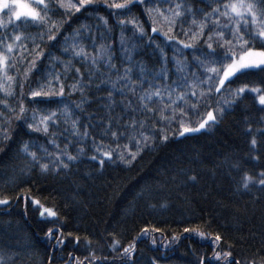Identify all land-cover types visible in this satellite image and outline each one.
I'll return each mask as SVG.
<instances>
[{
  "label": "trees",
  "instance_id": "trees-1",
  "mask_svg": "<svg viewBox=\"0 0 264 264\" xmlns=\"http://www.w3.org/2000/svg\"><path fill=\"white\" fill-rule=\"evenodd\" d=\"M113 2L125 0H93L79 12L60 7L61 3L67 6L78 0H45L47 25H23L14 17L9 23L8 11L0 16L4 22L0 50L10 43L19 45L12 53L15 67L7 69L14 80L9 82L0 73V101H6L0 103V129L10 137L3 140L0 131V199L9 200V204L0 205V264H77V259L80 264H226L223 258H213L216 251H231V259L239 264H252L253 260L259 264L264 257V186L258 183L259 173L264 172V105L251 93L235 98L234 93L244 87L260 89L264 95V71L239 73L219 93L214 87L209 92L206 85L197 88L198 94L203 90L205 95L189 97V103L197 106L184 125L198 126L208 111H213L218 121L197 134L178 137L182 131L178 123L160 121L140 101L144 91L159 86L163 92L165 87L182 83L185 75L189 82L213 75L199 67L195 57L204 59L211 51L206 47L209 34L222 30L228 36V29L222 26L231 25V21L208 14L229 0H144L143 4L130 5V11L106 6ZM179 2L185 5L184 14L177 18L169 33L173 40L169 41L162 34L169 25L156 9L167 16L168 9ZM249 2L262 6L259 0ZM189 7L191 11H187ZM40 10L43 13V6ZM217 18L220 26L212 22ZM133 20L137 24L131 23ZM52 22L59 30L50 31ZM201 23H205L203 37L194 49H184L180 41L194 43L191 34L199 31ZM17 24H21L19 29ZM137 25L143 29V36ZM154 26L157 33L151 31ZM242 33L250 46L264 48V40L252 39L244 29ZM15 35H20L21 41L16 42ZM49 35L55 39H48ZM73 42L92 55L101 45H110L115 67L101 62L97 71L90 61L73 58ZM211 42L215 58L220 59L223 50L217 47L215 36ZM235 45L233 41V50L239 52ZM39 52L43 55L38 56ZM32 60H36L35 68L25 79L24 72ZM176 60L183 62L184 72H177ZM126 69L130 72L127 82L121 79ZM56 73L64 85L63 97L30 96L31 90H40V85L47 83L46 76L53 80ZM209 83L215 86L216 81ZM72 85L77 86L76 91ZM6 89L13 94L5 95ZM21 102L28 111L24 119H17L11 110L18 112ZM77 104L81 107L76 108ZM65 106L72 112L67 123L60 115ZM158 106L159 102L150 105ZM221 107L222 117L218 112ZM52 111L60 119L49 125L48 134L28 127L33 123V113L38 121ZM72 120H78L80 135L74 134ZM132 121L144 122V128L131 129ZM113 131L117 137H112ZM140 131L151 140L147 146L142 142L138 150ZM163 135L169 139L164 141ZM253 138L257 140L255 148ZM25 144L29 152L42 157L40 163H49V171H41L23 150ZM97 147L101 152L112 151V159L101 156ZM65 153L77 159L67 161ZM131 154H135L134 160ZM57 156L69 164L67 169L52 170ZM92 156L97 159L92 160ZM100 159L105 161L103 166ZM245 174L253 177L249 189L242 187ZM191 176L196 179L191 180ZM33 200L56 211L57 217H41L42 209ZM185 228L204 232L205 237L197 231L186 233ZM49 229H53V237L47 235ZM144 229H148L147 234ZM61 232L64 243L58 246ZM216 235L221 240L214 243ZM129 245L135 247L131 259L123 253Z\"/></svg>",
  "mask_w": 264,
  "mask_h": 264
},
{
  "label": "snow or ice",
  "instance_id": "snow-or-ice-1",
  "mask_svg": "<svg viewBox=\"0 0 264 264\" xmlns=\"http://www.w3.org/2000/svg\"><path fill=\"white\" fill-rule=\"evenodd\" d=\"M93 3V0H78V3H70L69 5H65L64 3L60 4V7L65 8L66 11L75 10L76 12H79L81 8H85L88 5H91ZM133 3H140L143 4L144 0H125L124 3H111L107 4L106 6L113 9H128L130 11V5ZM261 7H258L257 4L249 2V0H229V2H223L222 4H218L216 7L212 8V12L209 13V16H216V17H226L231 21V25H223L222 27L228 29V36L231 38H228L226 36L224 31H216L213 34H209L207 36V42L206 47L207 49L211 50L207 56L204 59H201L200 57H195L197 60L198 66L204 68L206 73H212L213 75H210L207 77V80H201L199 78L194 79L193 81L189 82L187 76L181 77L182 83H176L175 87H165L163 89V92L159 86H156L154 91H144V94L140 96V101L142 102V107L147 110V112L152 113L153 115L158 116L159 120L162 122L170 123V122H176L180 125L182 128V131L180 132V135L183 136L185 133L189 132H198L202 129H205L206 126H209L210 122L212 124L217 123V116L214 114L213 111H208L206 113V116L202 118V120L198 123L197 127H186L184 125V121L186 119H190V113L193 112L196 109V103H189V97H197L199 95L200 98H203L205 95V92L201 90L199 94L197 93L196 89L201 88L202 85H206L208 88V91L211 92L214 90L215 92L219 93L221 88L224 87L226 81H230V78L235 77L238 73H242L249 69H260L264 71V48L261 50H256L253 46H250V41L248 39H245L244 33H242V29H244L245 32L252 38V39H262L264 40V0H259ZM43 6V13L40 10V7ZM185 9V5L182 2L176 3L174 8H169V15L165 16L163 12H161L159 9H156V12L158 15L162 16L163 19L168 23L169 27L167 31H163L162 34L165 36V38L169 41L173 40V37L169 35L170 32L173 31V27L176 24L177 18L181 17L184 13L182 10ZM223 9V10H222ZM4 10H7L10 14L8 16V22L11 23L13 20V17L15 21H20L23 25H28L30 23H35L39 25H47L49 24V17L47 16V10H48V4L45 3V0H31V2H23V0H0V12H3ZM192 9L189 7L187 8V11H191ZM149 15L151 16L152 9L148 10ZM207 20V17L205 18ZM259 21V27L256 28ZM213 24L220 26V20L213 19ZM107 20H104V24L107 25ZM121 24H124L125 21H120ZM133 24H137L135 20L131 21ZM153 23L155 24L156 21L153 20ZM193 23H196L195 19H193ZM21 24L15 25L17 29L21 27ZM4 26V22L0 20V27ZM141 35L143 36V29L139 27ZM204 28L205 23H201L199 25V31L193 32L191 34V39L194 43H184L183 41H180L181 44H183L184 49H194L195 43H198L199 40L203 37L204 34ZM59 30V25L55 22L51 23L50 31L51 30ZM252 29H256L255 31H252ZM151 31L153 33H157L158 29L157 27H152ZM185 35H188V33H185ZM214 36L216 38V44L217 47L223 50V55L220 59H216L217 56L216 49L213 48V41ZM48 39L54 40V35H49ZM14 40L16 42L21 41L20 35H15ZM233 41H236V47L240 49L239 52L233 50ZM15 47H19V45H14L12 43L5 45V50H0V73H3V78H6L9 82H12L14 80V77L9 76L7 74V69L9 67H15V60L16 58L12 55L13 49ZM71 53L73 58H79L82 61H90L92 67L98 69V64L103 62L106 64L109 68H114L115 66L112 64V55H111V46H103L101 45L98 49H96L95 55H92L88 53L83 46H81L78 42H73L71 45ZM69 48H65V52H68ZM163 55V50H161ZM38 56H42L43 53L39 52L37 53ZM208 57H212L209 59ZM12 61L10 64L9 61ZM227 61V63H225ZM176 70L177 72H184L185 65L182 61L176 60ZM36 65V60H32L30 65L26 68L24 72L25 79H28L30 76V73L34 70ZM219 65V67H217ZM65 69H67L68 64L64 65ZM75 72L79 74V69H75ZM130 72L128 69L125 70L124 76L121 78L127 82L128 76ZM215 79L216 84L213 86V84L209 83ZM45 80L47 83L40 85V90H31L30 96L35 97H42V96H52V95H58L63 97L64 96V85L60 81V75L58 73L53 74V80H48V77H45ZM54 83V87H53ZM3 85L0 84V88H2ZM23 85H21V88ZM81 89L83 88V85L80 86ZM115 87V85H113ZM55 89H58L56 91ZM185 89H187L185 91ZM77 86L72 85V91H76ZM134 90V89H133ZM245 88L241 87L239 88L236 93H234V98L238 97L240 94L245 92ZM253 92H260V89L253 88L251 89ZM13 93L11 90H5V95L11 96ZM123 94V93H122ZM23 93L21 92V96ZM109 97H111V92L109 93ZM165 97H167V100H165ZM155 102H159L158 107H150V105L154 104ZM0 103H5L6 101H0ZM226 104L234 103L233 101H225ZM259 103L261 105H264V95L259 96ZM76 108H80L81 105L77 104L75 106ZM185 108L188 109V111H185ZM12 112H16V118L17 119H24L25 113L28 111L23 103H20L18 112L16 109H12ZM219 115L222 117L224 114V108L218 109ZM64 117L65 123L68 122L69 119L72 117V112L69 110L67 106H65L62 109L61 114ZM31 119L33 120V123L28 124V127L30 129H33L36 132H43L45 134L49 133V125H55L59 119L60 116H58L57 112L52 111L47 114L41 115L39 117V120H36V115L33 113ZM72 127L74 129V134L80 135L79 130L77 128L78 120H72ZM110 127V125H109ZM129 127L133 130H139L144 128V122H139V124L135 121H132L129 124ZM0 131H3V140H8L10 137L8 135V132L6 130L0 129ZM161 132H163V129H160ZM251 131V129H249ZM84 136H87V132L83 133ZM112 137H117V132L113 131L111 132ZM141 140L136 141L137 149L140 150L141 143L143 142L144 146H147L148 142L151 140V137L144 131L139 132ZM162 139L164 141H167L169 137L167 135H163ZM54 142V141H53ZM251 145L253 148L257 145V140L253 138L251 140ZM58 147V145H57ZM126 147V146H125ZM117 148H119V144H117ZM23 150L27 152L31 159L36 162L42 172L49 171V163H40V160L42 157H38L36 152H29V146L27 144L24 145ZM96 152L100 153L101 156L107 157L109 160L112 159V151H103L101 152L100 147H97ZM45 154H47V149L42 150ZM81 152H83V149H80ZM67 161H75L77 159L76 156H73L71 154L65 153ZM119 158L121 160H124V154L120 153ZM136 158L135 154H131V159L134 160ZM92 160H96L97 156H92ZM258 159V157H257ZM104 159L99 160V164L103 166ZM130 163L131 161H126ZM69 167L68 163H65L63 159H61L59 156L55 158L54 161H52V170L59 171L60 168L67 169ZM259 180L258 183L261 186H264V172L259 173ZM191 180H195V176L190 177ZM253 177L251 175L245 174L243 176L242 180V187L244 189H249V185L253 183ZM262 190H264V187H262ZM33 203L40 205L39 200H33ZM9 204V200L7 199H0V205H7ZM40 208L42 209L40 211L41 217H44L45 214H47L48 217H57V212L50 209L43 207V205H40ZM57 232L60 230L57 229ZM155 231H159V229H156ZM197 231L195 229H189L185 228L184 232H193ZM148 233V229H144V234ZM197 234L201 236L202 238L205 237L204 232L197 231ZM47 235L49 237H53V229H49ZM71 235V234H69ZM76 242L79 243V237H76ZM214 243L219 242L221 240V237L219 235H216L214 238ZM174 242H178L177 237H173ZM57 245H62L64 243L63 240V233H60V238L57 239ZM155 239H153V244H155ZM119 244V241H117L113 245V250H115L116 245ZM167 246V245H165ZM135 251L134 245H129L128 247L123 249V253L125 256H127L129 259H131L132 254ZM213 258L216 260H220L223 258L226 261V264H239L238 261H234L232 258V252H221L216 251L213 253ZM77 264H80L79 260L77 259ZM201 264H203V261H201ZM252 264H257L255 260L252 261ZM259 264H264V257H262L259 261Z\"/></svg>",
  "mask_w": 264,
  "mask_h": 264
},
{
  "label": "rangeland",
  "instance_id": "rangeland-1",
  "mask_svg": "<svg viewBox=\"0 0 264 264\" xmlns=\"http://www.w3.org/2000/svg\"><path fill=\"white\" fill-rule=\"evenodd\" d=\"M23 2H31V0H23ZM7 10H4L3 12H6ZM3 12H0V16H1V14L3 13ZM250 70V69H249ZM239 74V73H238ZM232 78H234V77H232ZM232 78H230V80L232 79ZM228 81H226L225 82V84L227 83ZM225 86V85H224ZM221 89H223V88H221ZM246 90H245V92L244 93H251V94H253L255 97H256V99H257V101L259 102V96L260 95H263L262 93H261V91L260 92H253V91H251V89H253V88H245ZM244 93H242V94H244ZM260 104V103H259ZM210 124H211V122H210ZM209 124V125H210ZM197 127V126H196ZM208 130V126H206V128L205 129H202V130H200V131H198V132H189V133H185L184 135H190V134H197V133H200V132H204V131H207ZM183 135V136H184ZM178 137H181V135L179 134L178 135Z\"/></svg>",
  "mask_w": 264,
  "mask_h": 264
}]
</instances>
